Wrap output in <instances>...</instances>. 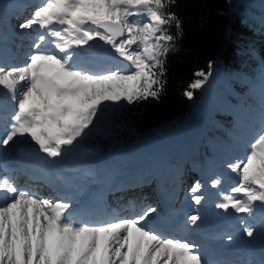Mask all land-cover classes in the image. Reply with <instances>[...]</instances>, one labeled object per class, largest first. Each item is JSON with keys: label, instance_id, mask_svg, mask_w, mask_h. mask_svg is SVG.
<instances>
[{"label": "snow or ice", "instance_id": "snow-or-ice-1", "mask_svg": "<svg viewBox=\"0 0 264 264\" xmlns=\"http://www.w3.org/2000/svg\"><path fill=\"white\" fill-rule=\"evenodd\" d=\"M176 3L39 0L19 23L35 39L22 65L0 62V91L13 102L11 111L0 110V264H209L200 244L150 226L155 206L81 218L70 211L69 198L19 187L2 164L7 148L28 138L46 158H60L109 103L158 100L167 84V55L178 51L183 35L172 11ZM100 43L127 63L90 66L82 57ZM213 69L209 61L208 71L194 72L184 96L193 99V90L206 86ZM227 168L238 179L219 194L215 208L253 217L257 205L264 206V96L245 154ZM220 184V178L211 181L214 188ZM203 192L204 184L195 181L190 188L195 205L203 204ZM201 219L197 210L187 225L195 227ZM242 231L251 238L256 228L244 221Z\"/></svg>", "mask_w": 264, "mask_h": 264}, {"label": "trees", "instance_id": "trees-1", "mask_svg": "<svg viewBox=\"0 0 264 264\" xmlns=\"http://www.w3.org/2000/svg\"><path fill=\"white\" fill-rule=\"evenodd\" d=\"M250 8L252 13L239 0H177L172 11L182 21L183 35L176 41L178 51L170 52L166 58L167 84L158 100L125 103L121 110L114 111L113 131L120 143H132L134 133L142 136L158 127L180 122L197 99L189 100L183 93L194 79V72L208 71L209 61L223 67L235 86L244 88L246 73L264 62V38L257 40L249 28L259 19L253 2ZM171 33L176 35L174 27ZM239 50L258 54V59L249 63L241 76L238 72L243 57Z\"/></svg>", "mask_w": 264, "mask_h": 264}, {"label": "bare ground", "instance_id": "bare-ground-1", "mask_svg": "<svg viewBox=\"0 0 264 264\" xmlns=\"http://www.w3.org/2000/svg\"><path fill=\"white\" fill-rule=\"evenodd\" d=\"M25 3L26 2H23L21 0H18L16 4L12 0L4 1L0 5V15L2 13H5V11H7V10H11L12 13H14L15 18H17V17L21 18L27 12V11H25V8H24ZM13 4H15V5H13ZM0 18H1V16H0ZM8 20L9 19H5L2 21V23L3 22L6 23ZM0 24H1V21H0ZM11 29H12L11 31H18L20 28H18V25H16V26H13V28H11ZM28 43H32V42L27 41V44ZM26 47H29V45H26ZM100 47H101L100 44H98V45H96L95 49H99ZM4 50L5 49H0V59H2L0 62H5L7 64L9 62V60H8V56H7V54H5ZM28 50H29V48H28ZM103 51L104 50L102 48V52ZM100 52L101 51H99V53ZM25 59H26V55H24L23 58L20 59V61L19 60H18V62L16 61L17 63L14 60L12 61V63L14 62V64L15 63L18 64V63L24 61ZM11 64H7V65H11ZM221 79H222V77L219 74H214L211 76L210 80L208 81V83L204 87V89L202 91V97L200 100V105H199L197 111L195 112V114L193 115L194 119L189 123V128L191 130H189L188 128H184V131H182V130L178 129L177 127H175V128L170 129L168 131H163V130L153 131L152 133L147 135L145 138L141 139L140 142H138V143L136 142L137 143L136 145L134 144L131 147H127L123 151H118L114 157L108 156V155H112L113 153H115L114 150H111L110 153L105 154V157L107 158V160L110 162L111 165L113 164L114 166H125V165L130 166L131 164H133L136 161L135 158L139 157L140 153H143L150 158L152 163H159V165H165L166 161H168L171 158V156H175L177 154L178 155L183 154V151L186 153L189 152L191 150L193 144H194L193 138H195L196 133H198L202 129L203 120H204V117L206 114L205 104L212 95L218 94V90H219L218 83L221 82ZM110 104L111 103H109L105 108H108V106ZM245 131L251 133V129L249 131L244 130V129H241V130L233 129L232 130V132L234 134H236V132L238 134L244 133ZM250 133H248L246 135L248 137L246 139V142L249 140V138L251 136ZM171 136H172V138H170ZM171 140H173V142H174V144H172V145L170 144ZM243 140H245V139H242L241 142H243ZM11 146H13V145H11ZM237 148H238V146H237ZM245 150H246V145L242 146V144H241L240 148L234 149L233 154H235L236 156H243L245 154ZM13 153L16 154V156L14 157L13 160H19V158H17L19 153H25V154L28 153L29 158L31 159V162L33 163V166L36 168L41 167L40 159L38 156V153H39L38 147L34 144V142H31L30 138H28L26 140H22L21 142L14 145ZM235 158L236 157H234L233 159H235ZM63 159H65V158H63ZM82 159H83V157H82V155H80V157H78L77 161L81 162ZM81 168H86V164L81 162ZM187 170H189V169H187ZM83 173L86 175L87 170L84 171ZM230 173H232L231 170H230ZM207 174H208V176H206L207 179H211V180L206 181L205 178L202 179V184H204L203 195L206 197V199L203 202V206H205L207 208V211L204 214V217L206 219H217L218 221L221 217H223L224 221H231L233 224H235V225L237 224V226L240 228L242 233H243L242 222L247 221V223L252 224L256 228V233H255L254 237H251V238L247 237L246 234L243 233L244 237L247 239H255L257 241V243H260L264 246V210L263 209L259 210L257 208V211L253 217H247L243 214H236V213L232 212L231 210L229 212H224L220 209L215 208V204L219 201V194L222 192H227V191H225V186H227L226 180L230 179V177H228V176L225 177L223 174H220V173L217 174V173H211L210 172V173H206V175ZM86 176L90 177V174L86 175ZM183 176L188 178V180L190 182H191V180L194 181L193 175L189 172L184 173ZM221 177H224V181L221 180ZM215 178H220L221 184L218 187L214 188L211 186V181ZM233 185H234L233 183L230 184V186H233ZM134 196L135 195H131L130 197L133 198ZM88 198L94 199V197H92V196H89ZM129 200H130V198H129ZM188 200L192 201L191 200V193H190ZM118 201L121 204V208H120L121 210L125 211V209H127V210L132 209V207H129V205L127 203H125V201L123 199H121V200L119 199ZM102 209L104 210V208H102ZM102 209H100L101 211L98 213V215L103 214ZM112 209L113 208H111V210ZM111 210H104V213L111 212ZM79 212H81V211H79Z\"/></svg>", "mask_w": 264, "mask_h": 264}, {"label": "rangeland", "instance_id": "rangeland-1", "mask_svg": "<svg viewBox=\"0 0 264 264\" xmlns=\"http://www.w3.org/2000/svg\"><path fill=\"white\" fill-rule=\"evenodd\" d=\"M2 1V0H1ZM264 17V16H263ZM19 28V27H18ZM25 62V60L23 61V63ZM22 63V62H21ZM20 65H22V64H20V63H18V64H15L14 66H20ZM215 72H217V71H213V73H215ZM217 74H219L220 76H221V74L220 73H217ZM212 75H214V74H212ZM210 80V79H209ZM205 87V86H204ZM204 87L203 88H201V95H202V91H203V89H204ZM196 90H198V89H196ZM196 90H193V94H194V92L196 91ZM225 91H227V93L229 94V93H233V92H230L231 91V89L230 88H227V90H225ZM200 99H201V97H200ZM200 102V101H199ZM120 103H122V102H120ZM222 103H224V101L221 99V98H219V97H215L213 100H212V102L211 103H209L208 104V107H207V109H208V111H209V113L210 114H215V113H217V112H221L222 111ZM119 104V103H118ZM118 104H113V107H114V105H118ZM200 104V103H199ZM199 104H198V106H199ZM241 104V103H240ZM112 104H110L109 106H108V108L111 106ZM198 106H197V108H198ZM224 106H226V107H224L223 108V110L225 111V113H229V112H231V111H233L235 108H234V106L235 105H232V103H229V104H226V105H224ZM246 108H247V110H249L250 108L249 107H247V106H245ZM197 108H196V110H197ZM237 108H239V107H237ZM195 110V111H196ZM260 110V109H259ZM101 115H102V118H100L99 119V121H98V123H99V125H98V128L97 129H94L93 128V125H91L90 127H89V129H87L86 131H85V135L82 137V138H79L78 139V141L76 142V143H78L79 144V149H80V154H82L83 152L84 153H86L87 155H96L97 154V152L99 151V149H100V147L101 146H103V141L104 142H109L110 143V145L111 146H113L114 145V141H112V137H111V134H110V131H109V129H110V123H111V117H109L108 118V116H107V112L103 109V111L101 112ZM253 115V114H252ZM255 115V118H257V114H254ZM191 118V119H190ZM188 119H190L185 125H179V126H177V128L178 129H180V130H182V131H184V128H188L189 130H191L190 128H189V123L194 119V117L192 116H190ZM213 120H214V118L213 117H211V123H213ZM102 125L103 126H105V130H106V132L107 133H105L104 135H101V133H100V131H101V127H102ZM250 125H253L252 124V122H250ZM203 127V126H202ZM242 127H244V126H242ZM238 130H241V129H238ZM252 132V131H251ZM230 133H233L232 131L230 132ZM236 134H238L237 132H236ZM236 134H235V137H236ZM239 134H241V133H239ZM175 135V134H174ZM173 135V136H174ZM231 137H232V135H230ZM241 136V135H240ZM225 137H227V136H225ZM170 138H172V136L170 137ZM186 138V137H185ZM236 138H240V141H242V137H236ZM248 137H246L245 139H247ZM194 140H193V142L195 143V138H193ZM229 139V138H228ZM226 140V139H224L228 144H230L231 146L233 145V147H234V145H236V142L233 140V137L231 138V140L229 139V140ZM111 141V142H110ZM138 142H140V140L138 141ZM137 142V143H138ZM137 143H135V145L137 144ZM239 143H241L242 144V142H239ZM170 144L172 145V144H174V142H173V140H171L170 141ZM242 145H246V144H242ZM239 146V145H238ZM131 147V146H130ZM240 147V146H239ZM111 148V147H110ZM110 148H108V151H109V149ZM236 148H237V146H236ZM242 148V147H241ZM126 149V148H125ZM231 150H233L234 148H230ZM84 150V151H83ZM124 150V149H123ZM123 150H120V151H123ZM115 151V153H113L112 155H108V156H112V157H114L115 156V154L118 152V150H114ZM108 153H110V151L108 152ZM141 154V153H140ZM229 158L230 157H232V154H230L229 156H228ZM234 157H240V156H236L235 154H234ZM233 157V158H234ZM224 161H228V158L226 157V158H224ZM191 182H192V180H191ZM263 208H264V206H263Z\"/></svg>", "mask_w": 264, "mask_h": 264}]
</instances>
